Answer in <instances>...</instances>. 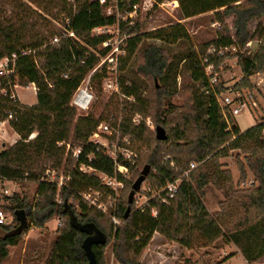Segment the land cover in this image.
<instances>
[{
    "label": "trees",
    "instance_id": "trees-1",
    "mask_svg": "<svg viewBox=\"0 0 264 264\" xmlns=\"http://www.w3.org/2000/svg\"><path fill=\"white\" fill-rule=\"evenodd\" d=\"M28 1L53 20L56 19L59 25L67 26V18L68 28L74 31L82 44L63 37L61 28L31 9L30 5H25V8L35 13L37 18L25 17L22 10L13 14L14 22L3 21L0 17V59L20 49L35 50L34 54L16 60L11 80L16 76L21 86L32 83L36 88V102L32 105L10 99L9 89L6 95L0 96V120L6 118L10 111L15 112L9 125L19 135L14 144L0 151V177L36 182L31 197L3 195L13 205V221L10 225L0 224V263L8 257V247L16 246L24 231L31 226L44 228L55 216L60 221L45 264L87 263L82 242L95 231L101 232L106 240L104 244L91 245L95 264H108L104 250L109 242H112L113 258L119 264H140V257L154 233L191 250L209 246L229 233L238 232L247 239L252 236L259 239L254 255L241 248L248 262L264 256L263 128L259 122L241 131L230 120V129H227L199 60L211 45L235 44L237 52L234 55L213 59L215 69L219 71L225 60L237 57L241 79L235 87L252 88L251 77L257 72L264 73V0H178L182 18L211 12L213 20L219 24L214 39L199 45L198 49L191 48L184 58L193 84L189 104L168 108L165 102L171 93L165 85L153 86L143 94V90L135 84H120V92L137 101V104H125L122 130L139 141H150L144 162L150 166L147 179L154 185L152 189L177 178L189 163L196 162L198 165L189 173L188 180H182L169 203L150 197L142 208L133 209L131 205L130 214L124 218L128 202L127 193L126 197L122 193L116 213L119 225H114L110 217L89 206L76 194L87 189L102 190L105 195L113 193L103 187L95 174L83 173L78 167L84 164L112 176L114 164L95 145L87 142L104 119V114L77 115L70 105L74 91L98 61V57L91 54L86 46L96 48L106 38L93 37L90 31L112 24L114 17L105 16L102 7L93 0H76L75 11L67 0ZM154 1L159 3L162 0ZM229 18L230 24L227 22ZM253 20L257 22L252 26L250 22ZM128 33L133 35L127 39L126 53L120 57L119 70L125 68L146 39L154 38L166 44L189 39V33L181 23L140 32V25L136 22L128 28ZM55 36L59 37V41L50 44ZM252 41L258 42V46L253 53H249L247 46ZM106 51L100 52L105 54ZM78 56L84 59V64L77 61ZM170 63L171 59L162 48L148 44L140 53L137 68L144 77L159 82L165 77ZM100 74L95 72L91 76V81L98 88ZM134 112L150 117L155 127H163L166 140H157L154 130L148 129L143 122L132 125ZM32 133L34 136L28 138ZM67 144L70 149L66 153ZM74 147L80 148L77 159L71 156ZM235 150L238 153L232 155ZM240 155L244 156L243 162ZM163 156L169 159L164 161ZM227 157L236 159L240 180L247 178V170L251 172L254 181L249 188L235 187L230 170L220 162ZM171 161L173 166H170ZM46 167L57 170L63 167V173L71 176L69 187L58 191L54 184L41 181ZM131 184V181L125 184L129 191ZM208 184L223 194L219 211L215 214H210L203 203L204 188ZM70 198H73L72 202ZM152 209L156 211L155 216L151 214ZM20 210L31 219V223L22 233L11 235L18 225L16 213ZM230 221L233 222L227 224ZM234 241L237 239L234 238ZM228 259L227 256L212 264H221Z\"/></svg>",
    "mask_w": 264,
    "mask_h": 264
},
{
    "label": "rangeland",
    "instance_id": "rangeland-1",
    "mask_svg": "<svg viewBox=\"0 0 264 264\" xmlns=\"http://www.w3.org/2000/svg\"><path fill=\"white\" fill-rule=\"evenodd\" d=\"M25 5H30L31 9L36 10L38 14L47 17V19L56 25V27L60 28L59 24L56 23V19L53 20L44 12L38 10L36 6L30 3L28 0H0V11H2V13L0 12V17H2L3 21H13V14L16 12H21L22 10V15L25 17L29 16L32 18H37L35 13L25 8ZM212 15L213 14L211 12H208L184 19L181 16V7L173 12L172 15L167 14L161 9L147 13L142 11L137 21L140 25V32L154 31V29L166 27L171 23H175L176 20H180L181 22L179 23L184 25L189 33V39L180 40L174 44H166L154 38L146 39L142 42L139 50L132 56L123 70H119L118 66L116 76H112L109 81H106L103 74H100L102 77L100 79L99 88L96 87L90 79L89 86L91 92L93 93V100L86 111H76L77 115H86L88 113H95V115H99L100 113L104 114V119L101 121L98 127V131L102 136L100 140H104L106 137L108 138L110 144H117L121 146L123 143V138L126 137L129 142L128 144H125L126 147L135 154V156H133V158L128 161L129 167L127 169L126 177L122 181V185L119 186L118 190L113 195V202L115 203L117 209L118 201L121 199L122 193L125 194V197L127 193L128 197L130 192L126 189L125 184L130 181L133 183L139 176L143 166L146 164L144 162L145 154L148 152V145H150V141H139L122 130L125 117V104L127 102L131 104H137V101L126 98L120 92V84H135L139 86L141 90H143V94H145V91L152 89L153 86L159 87L160 85H165L167 90L171 93V96L167 97L165 102L168 108L171 106L181 107L189 104L191 102V87L193 84L191 83L190 75L187 70V65L184 62V58L189 55L191 48L198 49L199 45H202L215 38L216 31L219 29V24L213 20ZM230 21V18L227 19L228 24H230ZM256 22L257 20H253L250 22V24L253 26L256 24ZM148 44H154L162 48L168 58L171 59V63L166 70L165 77L159 79V82L155 80L152 81L138 72L137 67L140 63V53ZM257 46L258 42H250L247 46L248 52L253 53ZM234 70L236 71L235 76H237L239 74L238 67H236ZM234 70L232 71L233 74ZM14 84L17 86L12 88V91L17 96L18 101L20 100V103L32 105L36 102V93L31 85L21 86L17 77H14ZM116 84L117 90H114V85ZM199 92H201V89ZM203 100L205 101V98H203ZM203 112L204 111L201 110L200 114L203 115ZM262 113H264V110L253 111L252 114H249L248 111L243 110L238 115H236L235 123L239 129L246 130L260 122V119L264 117ZM146 120H149L151 123L153 122L150 117H146L141 113H132V125L137 126L143 122L148 129L154 130L155 125L153 123L151 126L146 124ZM105 124L108 125V130L102 128ZM13 133L14 132L10 128L9 121L6 122L4 119L0 120V151L14 144L19 139V135L15 136ZM33 134L34 133L30 134L28 138H32ZM69 149V144H67L66 153ZM77 149H79V147H74L72 149V157ZM236 153H238V151H232V155ZM166 157L168 156H163V160ZM243 157V155H240V161L242 162L244 161ZM220 162L224 163L226 165L225 167L230 170L235 187L239 186L243 189L250 187V182L254 181V177L251 172L247 170V178L240 180L236 159L233 157H227L222 158ZM62 168L63 167H61L59 171L63 172ZM135 170H137V172ZM83 173H93L96 175V172L92 171ZM17 186L18 187L14 189L15 194H18L21 197L24 195L31 197L35 191L36 182L23 180L19 181ZM152 186L154 185L146 177L145 181L141 185L140 191L134 197V200L136 199L137 203L133 202V209L137 208L136 205L145 206L148 203L152 194L149 189L152 188ZM222 200V192L215 188L212 184H208L204 188L203 203L206 207V210L210 214H215L219 211V203ZM70 202H72L71 199ZM0 208H2L6 214H8L7 221L10 222L11 218H13V205L10 201H6L4 196L1 194ZM106 215L111 218V214L106 213ZM58 220L60 221V219L55 216L52 218V220L45 224L44 228H36L31 226L30 229L24 231L18 244L13 247H8V257L0 264H45L56 237ZM232 222L233 221H230V223L227 224L230 225ZM27 223H31L30 218H27ZM229 225H225V227H228ZM154 234L147 248L140 257V264H212L222 260L227 256L229 259L221 264H264V256L257 259L256 261L248 262L245 258V253L242 252L243 250L241 251V248L243 247L252 252L251 254L254 255L257 251V245L259 243V239H257L256 236H252L247 239L243 234L232 232L223 238L217 239L209 246L200 248L196 247L194 249L188 250L174 242L177 244L176 246L174 243H171L172 241H168L161 235V237H159L157 235L154 236ZM234 238L237 239V241H234ZM104 251L108 264H119L112 255V242L107 244Z\"/></svg>",
    "mask_w": 264,
    "mask_h": 264
},
{
    "label": "built area",
    "instance_id": "built-area-1",
    "mask_svg": "<svg viewBox=\"0 0 264 264\" xmlns=\"http://www.w3.org/2000/svg\"><path fill=\"white\" fill-rule=\"evenodd\" d=\"M102 7L103 13L105 16L114 17V22L109 25H102L93 28L91 36L99 37L106 36L104 41L98 45L96 48H91L86 46L88 51L98 57V61L92 70L84 77L80 82L79 86L74 91L72 98L70 100V105L77 112L86 111L92 100L93 93L91 92L89 82L91 76L95 72L103 74L106 81H109L112 76H116L117 68L119 66L120 57L126 53V44L127 39L133 34L128 33V28L135 25L138 21L141 12H152L157 9H161L169 15H172L173 12L179 9L178 0H162L161 2H156L154 0H93ZM68 4L72 8V11H75L76 0H67ZM181 22L176 20L175 23ZM65 24L67 26L59 25L63 30V37L71 38L81 43L80 40L76 37L73 30L69 29V20L65 19ZM59 41V37H53L49 43L54 44ZM84 45V44H83ZM105 51V54H101L100 51ZM237 52V46L235 44H226V45H211L207 48L206 52L203 55H200V65L203 70V73L209 83L210 91L220 109L223 119L227 124V129H230V120H233L235 123V117L243 110L248 111L249 114H252L253 111L264 110V73L257 72L251 77L252 88H236L235 85L240 81V79L234 84L224 85L222 84L219 78V71L215 69L213 63L214 58L220 59L225 55H234ZM35 50L32 49H20L19 51L11 53L10 56H6L0 59V96L6 95V91L9 89V97L13 101L18 100L17 96L12 91V88H15L17 85L14 84V80H11L12 74L15 69V62L21 56H26L34 54ZM236 58V57H232ZM77 61L80 64H84V59L81 56H78ZM226 61V60H225ZM224 61V62H225ZM220 65L219 68L222 67ZM16 77V76H15ZM110 84V83H109ZM221 85V86H220ZM119 88V85H118ZM114 90H117V84L114 85ZM209 90H206V93H209ZM126 97V96H125ZM129 99H134L133 97H126ZM15 112L10 111L4 121L8 122L14 116ZM264 115V113H262ZM146 124L152 125L149 120L145 121ZM260 123L264 132V117L260 119ZM100 125V124H99ZM97 126L96 130L88 137L87 142L96 146V149L102 152L106 157L112 160L114 164V174L109 176L105 173L94 170L89 166L80 164L78 169L81 172L92 171L96 172V176L107 191L113 193L105 196L102 190H93L87 189L83 191H78L76 194L78 198L85 201L89 206L94 207L102 213L111 214L114 225H119L120 221L116 216L117 208L113 202V195L118 190L119 186L122 185L123 179L126 177L127 169L129 167L128 161H130L135 154L130 151L125 144H128V139L123 138V143L121 146L110 144L108 138L105 137L104 140L101 139V133L98 131ZM105 130H108V125H103L102 127ZM103 132V131H102ZM34 134L32 135V137ZM62 144V143H59ZM101 146V147H100ZM80 154V148L74 152V159H77ZM169 158L166 157L164 160L167 161ZM123 162H127L124 164ZM174 163L171 161L170 166H173ZM198 165L196 162H191L186 169L183 170L181 175L175 178L172 181L167 182L162 187L157 189L150 188L149 191L152 193L151 197H157L163 203H169L171 199L176 195L180 184L183 179H189V173ZM45 183L54 184L57 187L58 191L67 189L69 187V181L71 180L70 174H65L55 168L46 167L43 172V175L40 179ZM40 182V181H38ZM19 181L9 180L6 178L0 177V194L5 196H12L15 194L14 189L18 187ZM253 181L250 182L252 184ZM140 191V190H139ZM137 191L135 195L139 192ZM135 197V196H134ZM71 200L73 198H70ZM58 202H61L57 198ZM134 203H137V200H133ZM137 208H142L143 206H137ZM151 214L156 215V211L152 209ZM8 220V214L0 208V224L8 225L12 223Z\"/></svg>",
    "mask_w": 264,
    "mask_h": 264
},
{
    "label": "water",
    "instance_id": "water-1",
    "mask_svg": "<svg viewBox=\"0 0 264 264\" xmlns=\"http://www.w3.org/2000/svg\"><path fill=\"white\" fill-rule=\"evenodd\" d=\"M155 132V138L157 140H166L167 135L165 133V130L161 126H156L154 128ZM150 166L148 164H145L140 171L139 176L136 178V180L131 185V191L128 194L127 202L128 205L124 211V218H127V216L130 214L131 211V205L133 203V196L134 194L140 190L142 183L145 181L147 175L149 174ZM16 217L18 220V225L16 228L13 229L11 232V235H16L22 233V230L26 228L27 226V217L23 210H20L16 213ZM105 237L104 235L99 232L95 231L94 233L89 234L82 242V247L85 252V256L87 258V263L85 264H95L94 255L91 249L92 244H104L105 243ZM66 264H74V263H66Z\"/></svg>",
    "mask_w": 264,
    "mask_h": 264
},
{
    "label": "crops",
    "instance_id": "crops-1",
    "mask_svg": "<svg viewBox=\"0 0 264 264\" xmlns=\"http://www.w3.org/2000/svg\"><path fill=\"white\" fill-rule=\"evenodd\" d=\"M236 67H238V69H239V74L237 76H235L236 71L234 70ZM233 70H234V74L232 73ZM219 78H220L222 84H224V85L234 84L235 82H237L241 78V71H240L239 66L237 65V57L228 59L223 63L222 67L219 69ZM28 85H31L33 87L35 93H36V88H35L34 84L29 83ZM241 131H243V130H241ZM13 132H14V130H13ZM13 134H15V136H18V134L16 132H14ZM156 235L161 237L159 234L155 233L154 236H156ZM171 243H174V242H171ZM175 245L177 246V244H175Z\"/></svg>",
    "mask_w": 264,
    "mask_h": 264
},
{
    "label": "bare ground",
    "instance_id": "bare-ground-1",
    "mask_svg": "<svg viewBox=\"0 0 264 264\" xmlns=\"http://www.w3.org/2000/svg\"><path fill=\"white\" fill-rule=\"evenodd\" d=\"M134 196H135V194H134ZM134 196H133V200H134ZM17 221H18V220H17ZM27 225H28V223H27ZM26 227H27V226H26ZM15 228H16V227H15ZM24 229H25V228H24ZM24 229H23V230H24ZM23 230H22V231H23Z\"/></svg>",
    "mask_w": 264,
    "mask_h": 264
}]
</instances>
